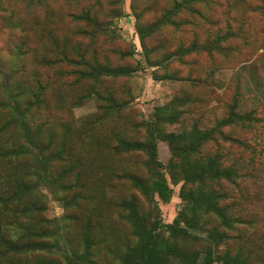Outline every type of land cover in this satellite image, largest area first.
<instances>
[{
  "label": "trees",
  "instance_id": "1",
  "mask_svg": "<svg viewBox=\"0 0 264 264\" xmlns=\"http://www.w3.org/2000/svg\"><path fill=\"white\" fill-rule=\"evenodd\" d=\"M80 1L62 4L70 21L84 22L86 28L73 33L87 35L85 45L51 38L55 12L47 0H22L21 6L0 0L8 27L18 31L9 67L0 65V264H251L246 251L264 234L248 231L253 221L245 217L241 186L250 174L243 169L253 168L260 153L234 131L260 135L258 106L245 105L237 82L222 113L210 120L206 109L190 108L199 96L177 93L147 119L131 121L120 96L125 87L115 83L142 65L116 62L131 58L133 49L110 45L113 30L105 49L92 47L100 0L88 7ZM108 3L109 13L121 16L114 6L122 0ZM129 9L143 63L187 65L184 77L162 76L190 87L210 84L215 59L226 63L240 51L237 42L248 46L253 33L264 39V0H130ZM169 27L188 37L165 42ZM31 36L47 45L39 50ZM198 54L209 63L202 76L194 74L190 57ZM90 100L93 111L73 115V107ZM158 141L167 145L166 163L158 158ZM236 145L251 154L234 155ZM174 186L178 209L164 223L158 205L170 200ZM47 192L63 209L59 217L47 213Z\"/></svg>",
  "mask_w": 264,
  "mask_h": 264
},
{
  "label": "rangeland",
  "instance_id": "2",
  "mask_svg": "<svg viewBox=\"0 0 264 264\" xmlns=\"http://www.w3.org/2000/svg\"><path fill=\"white\" fill-rule=\"evenodd\" d=\"M19 6L22 5V0H16ZM110 0H100V11L97 12L96 23L98 28L96 31L100 32L96 34L92 41V47L99 49H105L107 47L106 41L110 40V37L106 36L108 30L114 31L116 38L110 43L117 51H129L132 50L133 55L131 58H125L117 63L134 65L136 62L141 63L142 68L134 70L125 80H117L115 84L123 85L125 87V93L122 92L120 96L126 101L125 114L131 121H140L147 119L154 106L166 103L170 98L177 93H189L192 96L197 95L202 100L195 101L190 108L192 110L206 109L207 119L220 115L223 110V103L230 99L232 94V85L239 82L241 91L245 97V105L251 107L257 105L262 115V120L259 122V130L257 132L259 136L255 135L254 131L240 132L234 131V135L239 137L245 143H249L255 150L259 149V153L256 152L257 163L253 165H247L243 171H250L249 176L242 179L243 185L241 186L246 194V207L245 217L250 218L253 222L248 226V231H254L257 234H264V39L258 33L251 35V43L246 47H240V43L237 42L240 51H233V54L229 55V60L226 63L221 64V59L217 58L214 61V69L212 75V81L210 84L197 85L190 87L188 81L178 78L170 79L162 76L165 71L168 73H176L180 77H184L188 72V66L181 64L175 60L168 62L166 68H153L143 63L141 48L139 46L137 34L135 31V24L133 16L130 14V0H122L121 5L114 6L118 9L121 7V16L114 17L109 13ZM159 4H162L164 0H157ZM47 3H51V7L54 8L55 15L52 26L51 38L57 41L69 37L70 42H80L85 45L90 42L87 35H75L73 30L86 28L84 22H72L67 17L69 11L63 5V0H47ZM92 3V0H81L80 6L88 7ZM5 5V2H3ZM117 7V8H116ZM75 8V7H74ZM76 9V8H75ZM77 10V9H76ZM108 11V14L106 15ZM112 11V10H111ZM4 11L0 10V65L8 68L10 64V58L12 59V47L16 42L18 35L17 30H12L8 27V22L2 16ZM220 12V7L216 8V13ZM37 19L40 24H44L43 11L37 9L35 11ZM257 19L258 24L262 23V19L254 16ZM105 29V31H104ZM163 40L170 42L176 36L187 38L188 34L185 32H171V28H164ZM66 38V39H67ZM32 40L36 41V46L41 49L44 42L47 45L45 38H39L37 36H31ZM41 39V40H39ZM43 40V41H42ZM50 46V43L48 44ZM173 46L168 45L167 50L172 49ZM70 53V52H69ZM116 53L109 55L114 60ZM193 57L195 64L193 65V72L195 75L202 76V68H205L207 64V57L204 54H198ZM206 66V67H207ZM65 67V66H64ZM155 69V70H154ZM61 70H64L61 68ZM51 72V71H50ZM156 75V76H155ZM204 75V74H203ZM70 77V76H69ZM69 77L64 78V83L69 82ZM72 113L74 116L79 117L94 110V103L90 100L84 104L73 107ZM55 115H63L61 111L57 112L53 108L50 110ZM194 113H198L195 111ZM158 158L162 163H166L169 157V151L167 145L163 141L157 143ZM230 150L234 155H245V157L251 154L249 149H245L241 146H231ZM174 192L170 200L167 203L159 202L160 216L164 223H169L176 214L178 209L179 198L177 195V186L173 187ZM48 193V209L49 216L59 217L63 213V209L57 200L51 197ZM244 215V211H242ZM248 224H245L246 227ZM249 255L251 264H264V241L259 245L249 247L246 251Z\"/></svg>",
  "mask_w": 264,
  "mask_h": 264
}]
</instances>
